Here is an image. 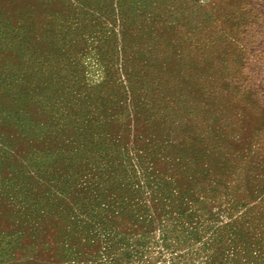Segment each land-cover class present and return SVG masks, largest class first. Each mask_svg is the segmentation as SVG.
<instances>
[{
  "label": "rangeland",
  "instance_id": "1",
  "mask_svg": "<svg viewBox=\"0 0 264 264\" xmlns=\"http://www.w3.org/2000/svg\"><path fill=\"white\" fill-rule=\"evenodd\" d=\"M0 264H264V0H0Z\"/></svg>",
  "mask_w": 264,
  "mask_h": 264
}]
</instances>
